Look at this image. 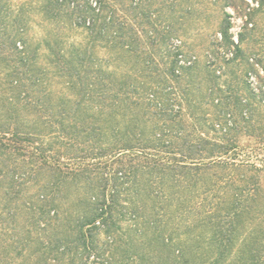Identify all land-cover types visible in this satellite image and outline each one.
I'll return each mask as SVG.
<instances>
[{
    "label": "trees",
    "instance_id": "obj_1",
    "mask_svg": "<svg viewBox=\"0 0 264 264\" xmlns=\"http://www.w3.org/2000/svg\"><path fill=\"white\" fill-rule=\"evenodd\" d=\"M186 1L0 0V264H264V0Z\"/></svg>",
    "mask_w": 264,
    "mask_h": 264
},
{
    "label": "rangeland",
    "instance_id": "obj_2",
    "mask_svg": "<svg viewBox=\"0 0 264 264\" xmlns=\"http://www.w3.org/2000/svg\"><path fill=\"white\" fill-rule=\"evenodd\" d=\"M28 1L29 0H12L13 2L12 8L15 9L14 12H20V7L22 3H26L28 7H29V3H30V7L36 6L38 3V0L34 2H28ZM168 1L170 3L172 0H167V3ZM209 1L210 0H200V2L197 3L198 0H196L193 2L191 6L186 5L187 1L184 4L183 2L182 4H180L179 2V4L176 6L177 7L176 9H178L179 12H181L180 10L184 9V7L186 6L190 8L187 10L192 11V17L189 20V24L187 25V27L183 28L185 30L184 35L181 32L182 37H180L181 40L180 41L178 40V42L180 43L181 41H183V45H184L183 49L185 50V52L191 55L196 54L199 57L198 60L200 63L207 62L206 53L210 48V43L213 39L217 38V36L215 35L214 24L216 23V20L223 15L224 10L228 11L232 15V22H233L232 34L237 40L239 39V34L243 32L244 27L247 23L246 21L248 20L245 15L246 12H248V10H245V6L248 7L247 3L243 4L244 7L241 6V8H237V10H235L233 7H227V6L225 9L223 7V3L221 4V2L218 6L216 5L214 6L213 3L215 0H212L210 2ZM247 1L251 3L250 5L251 8L252 7L258 8L259 6L258 2H254L253 0H247ZM146 3L152 9V12H170L169 6L165 7L167 5H164L162 3V0H146ZM122 12H129V11L123 10ZM200 19H202V21ZM163 26L169 28L168 23H165ZM31 30H32L31 34L35 37L44 36V31H45L44 23L41 24L39 22V19H36L32 23ZM259 30L264 32V14L260 15ZM260 35H262L261 32L259 33V36ZM255 44L257 46L262 45V43L258 44L257 42H255V39L253 38L247 41L245 43V46L253 48L256 46ZM226 78L227 76L223 77V80Z\"/></svg>",
    "mask_w": 264,
    "mask_h": 264
}]
</instances>
